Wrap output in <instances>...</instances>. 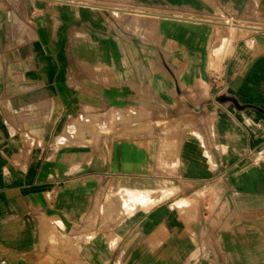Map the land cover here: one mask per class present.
<instances>
[{"label": "crops", "instance_id": "1", "mask_svg": "<svg viewBox=\"0 0 264 264\" xmlns=\"http://www.w3.org/2000/svg\"><path fill=\"white\" fill-rule=\"evenodd\" d=\"M0 264H264V0H0Z\"/></svg>", "mask_w": 264, "mask_h": 264}, {"label": "rangeland", "instance_id": "2", "mask_svg": "<svg viewBox=\"0 0 264 264\" xmlns=\"http://www.w3.org/2000/svg\"><path fill=\"white\" fill-rule=\"evenodd\" d=\"M135 115H132V117H134ZM98 119L99 118H96V120L98 121ZM81 121L83 120V121H86V122H91V120H92V116H84L82 119H80ZM71 130V129H70ZM69 130V131H70ZM91 131V129L89 128V129H84V132L86 133H88V132H90ZM73 132H74V130H73ZM91 142L92 141H85V143H90L91 144Z\"/></svg>", "mask_w": 264, "mask_h": 264}, {"label": "built area", "instance_id": "3", "mask_svg": "<svg viewBox=\"0 0 264 264\" xmlns=\"http://www.w3.org/2000/svg\"><path fill=\"white\" fill-rule=\"evenodd\" d=\"M55 1H57V0H55ZM58 1H60V0H58Z\"/></svg>", "mask_w": 264, "mask_h": 264}]
</instances>
